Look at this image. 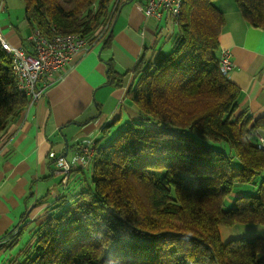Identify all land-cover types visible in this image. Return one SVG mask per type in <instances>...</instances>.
I'll use <instances>...</instances> for the list:
<instances>
[{
	"label": "trees",
	"instance_id": "1",
	"mask_svg": "<svg viewBox=\"0 0 264 264\" xmlns=\"http://www.w3.org/2000/svg\"><path fill=\"white\" fill-rule=\"evenodd\" d=\"M22 1L30 29L102 34L105 46L123 2ZM215 1L183 0L178 17L166 16L171 51L132 70L126 96L139 117L123 113L102 128L90 166L73 169L32 242L5 264H264V237L224 242L220 234L222 225L264 224V149L255 138L264 115L240 110L241 88L221 73L227 17ZM234 2L247 23L264 28V0ZM12 61L0 46V142L30 103ZM242 183L253 192L234 195Z\"/></svg>",
	"mask_w": 264,
	"mask_h": 264
},
{
	"label": "crops",
	"instance_id": "2",
	"mask_svg": "<svg viewBox=\"0 0 264 264\" xmlns=\"http://www.w3.org/2000/svg\"><path fill=\"white\" fill-rule=\"evenodd\" d=\"M147 1L123 0L116 6L111 44L95 43L74 56L64 78L40 99L29 103L0 142V240L16 234L28 223H22L28 216L31 222L25 228L30 224L35 227L63 193L61 177L53 172L51 151L71 157L88 143H95L102 128L120 114L139 117L133 108L124 105L132 70L142 57H153L151 50L157 48L166 29V17L157 19L145 14ZM0 3V20L6 22L4 2ZM235 5L229 4V11H225L227 24L220 35V47L232 54L234 68L229 78L241 88L240 110L248 109L257 118L264 115V28L247 23ZM220 7L224 12L223 5ZM22 28L19 24L0 23V30L14 44H24L21 39H28L30 28L27 37L22 35ZM24 45L30 47L29 41ZM112 70L116 78H111ZM79 166L78 163L75 168ZM43 196L46 197L41 201ZM32 231L33 227L19 238L11 247V254L19 255L32 242ZM220 234L224 242L239 237H264V224L222 225ZM8 250L2 249V253Z\"/></svg>",
	"mask_w": 264,
	"mask_h": 264
},
{
	"label": "built area",
	"instance_id": "3",
	"mask_svg": "<svg viewBox=\"0 0 264 264\" xmlns=\"http://www.w3.org/2000/svg\"><path fill=\"white\" fill-rule=\"evenodd\" d=\"M182 4L183 0H148L144 12L147 16H154L157 19H164L169 15L176 18L181 12ZM0 34V46L14 56L13 69L18 78V89L30 98V103L40 99L52 85L64 78L70 60L85 43L77 33H58L52 38H47L39 30H35L30 37V40L35 42L33 51L27 53L20 47H13L2 36L3 34ZM233 68L231 51L222 48L220 55L222 75L229 76ZM255 138L258 148L264 149V135L256 130ZM91 144L92 142L88 143L71 157L58 155L55 151L49 153L55 159L53 172L61 177L63 184L68 182L71 170L76 164L79 163L86 168L90 166L94 149Z\"/></svg>",
	"mask_w": 264,
	"mask_h": 264
},
{
	"label": "rangeland",
	"instance_id": "4",
	"mask_svg": "<svg viewBox=\"0 0 264 264\" xmlns=\"http://www.w3.org/2000/svg\"><path fill=\"white\" fill-rule=\"evenodd\" d=\"M217 1V4H218V7H220V5H223L224 7V13L228 12L229 11V8H228V5L234 3V0H216ZM2 2H4V6H5V12H4V17L6 19V22L8 23H12V24H15V25H20L22 28V32H23V36L27 37V33H28V28L29 27H25L24 25H28L26 23V20H25V5H24V2L22 0H2ZM2 6V4L0 3V7ZM236 6V5H235ZM221 8V7H220ZM237 8V7H235ZM223 10V9H222ZM226 11V12H225ZM227 14V13H226ZM10 15V17H9ZM232 15L229 16V18L232 20ZM6 22H4V20H0V23L1 24H5ZM31 30V33L28 37V40L31 42L30 43V47H26L24 44L20 43V44H15V46H18L20 47L21 49H23L24 51H26L27 53H31L33 51V48H34V45H35V42L34 40L31 41L30 40V37H31V34L35 32V30H39V29H30ZM26 33H25V32ZM21 32V33H22ZM104 32V31H103ZM0 33H2L3 37L10 43V44H14L12 43L10 40H8V37L7 35H5L4 32H2L0 30ZM62 34H73V33H62ZM1 35V34H0ZM22 42H23V38L21 39ZM157 48H155L154 50L152 49L151 50V53H150V56H156L157 53H159V51L162 49L163 51H166V52H169L171 51L172 49V46L171 44L166 41L165 39V36H163V39L161 41H159V43L157 44L156 46ZM9 54V53H8ZM11 55V54H10ZM13 56V54L11 55ZM14 57V56H13ZM68 70H66V74H67ZM65 74V75H66ZM130 103V101H126L124 103V105L128 106ZM123 125V122L122 123H119L117 124L116 126H111V129L110 131L108 132L107 134V137L106 139H110L112 138L119 130L120 128L122 127ZM93 146V148L95 149V143L92 142L91 144ZM94 149H93V155H94ZM262 149V148H261ZM66 156V155H64ZM84 169H86L85 166L81 165ZM60 186H61V192H63L65 189H63V187L65 186V184H63L61 181H60ZM59 186V185H58ZM59 186V187H60ZM241 187H244L245 191H241L240 188ZM253 189H254V184H250V183H242L241 185H238L237 187L235 186V189H234V195H242V194H249L251 192H253ZM55 199V198H54ZM231 205V204H230ZM36 221V220H35ZM27 223V222H31V217L28 216L26 217L22 223ZM31 225V224H30ZM29 225V226H30ZM27 226L25 228V233L28 232L32 227L34 229V225H32L31 227ZM23 233V234H25ZM4 237V236H3ZM1 238V243H0V264H5L8 260L11 259L10 257V254H11V249H9L8 251H5L2 253V249H5V245H9L11 243V238H8V239H5V238Z\"/></svg>",
	"mask_w": 264,
	"mask_h": 264
},
{
	"label": "bare ground",
	"instance_id": "5",
	"mask_svg": "<svg viewBox=\"0 0 264 264\" xmlns=\"http://www.w3.org/2000/svg\"><path fill=\"white\" fill-rule=\"evenodd\" d=\"M26 20V19H25ZM26 23H28L27 22V20H26ZM19 29V27H17V30ZM42 34H44L47 38H52L54 35H57L58 34V32H56V30H54V32L51 34V35H49L48 33H45V32H43V31H41V30H39ZM102 34H94V35H92V36H82V35H80L79 34V37L81 38V39H83L84 41H85V43H84V45L78 50V52H76L75 53V55L74 56H76V55H79V54H81V53H83V52H85L87 49H89L91 46H93L95 43H99V42H102L101 40H102V36H101ZM12 46L13 47H18V46H15V44H12ZM73 56V57H74ZM72 57V58H73ZM12 65H13V67H14V65H15V62H14V60L12 61ZM14 70V69H13ZM15 72V71H14ZM16 74V73H15ZM17 76V75H16ZM49 157L53 160V163H54V166H55V159L53 158V157H51L50 155H49ZM74 169V168H73ZM73 169L71 170V172L73 171ZM57 175V174H56ZM26 226V225H25ZM25 226L24 227H21L20 229H22V228H25Z\"/></svg>",
	"mask_w": 264,
	"mask_h": 264
}]
</instances>
